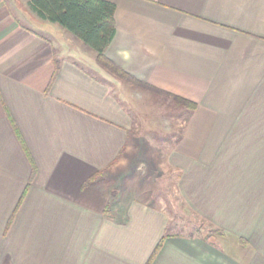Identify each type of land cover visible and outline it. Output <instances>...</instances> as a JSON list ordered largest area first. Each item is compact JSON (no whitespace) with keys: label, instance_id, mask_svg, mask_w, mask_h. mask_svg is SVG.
<instances>
[{"label":"crops","instance_id":"obj_1","mask_svg":"<svg viewBox=\"0 0 264 264\" xmlns=\"http://www.w3.org/2000/svg\"><path fill=\"white\" fill-rule=\"evenodd\" d=\"M105 1L106 58L162 94L105 72L29 0H0V264H264V0ZM165 94L194 104L166 166L220 235L172 233L163 209L108 185L160 114L144 100Z\"/></svg>","mask_w":264,"mask_h":264},{"label":"rangeland","instance_id":"obj_2","mask_svg":"<svg viewBox=\"0 0 264 264\" xmlns=\"http://www.w3.org/2000/svg\"><path fill=\"white\" fill-rule=\"evenodd\" d=\"M162 98L152 102L144 100L146 111L157 108L160 114L141 117L139 129L132 133L126 158H121L109 170L108 185L115 197L121 194L163 209L174 227L172 233L207 235L211 232L200 228L199 219L188 210L175 189L176 174L166 166L169 128L175 127L173 136L177 137L176 126L181 125L183 109Z\"/></svg>","mask_w":264,"mask_h":264},{"label":"trees","instance_id":"obj_3","mask_svg":"<svg viewBox=\"0 0 264 264\" xmlns=\"http://www.w3.org/2000/svg\"><path fill=\"white\" fill-rule=\"evenodd\" d=\"M29 4L39 19L59 25L90 48L95 53L96 64L105 72L126 85L162 94L159 90L133 78L106 58L104 51L114 34L115 8L113 4L105 0H29ZM165 96L180 107L190 110L194 108V104L187 100L170 94H165ZM198 219L200 228L217 235L221 234L219 230L206 227L204 221ZM169 226L166 231H170ZM160 245L161 243L156 251Z\"/></svg>","mask_w":264,"mask_h":264}]
</instances>
